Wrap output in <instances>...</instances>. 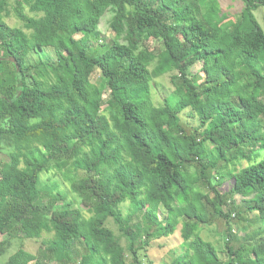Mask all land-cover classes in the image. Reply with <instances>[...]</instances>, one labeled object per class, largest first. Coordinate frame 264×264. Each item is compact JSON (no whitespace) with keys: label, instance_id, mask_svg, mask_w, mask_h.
<instances>
[{"label":"trees","instance_id":"obj_1","mask_svg":"<svg viewBox=\"0 0 264 264\" xmlns=\"http://www.w3.org/2000/svg\"><path fill=\"white\" fill-rule=\"evenodd\" d=\"M242 1L232 21L219 0L12 1L35 31L0 23V150L10 156L0 159V255L16 236L53 238L40 255L22 241L5 264H69L73 251L84 264H151V241L180 221L188 246L170 264H264V28L255 14L264 0ZM10 5L0 0V21ZM41 65L55 71L48 87L35 74ZM164 74L174 94L155 104L151 82ZM188 108L197 127L180 117ZM51 170L89 216L59 201V182L42 179ZM217 216L223 250L201 235Z\"/></svg>","mask_w":264,"mask_h":264},{"label":"rangeland","instance_id":"obj_2","mask_svg":"<svg viewBox=\"0 0 264 264\" xmlns=\"http://www.w3.org/2000/svg\"><path fill=\"white\" fill-rule=\"evenodd\" d=\"M13 0H11V5H10V13L4 17L0 23H4L10 27H20L22 28L26 33L31 34L33 29H29L24 26L23 22L16 17L14 14L13 10ZM220 2V7L223 12L227 14V20L226 21H232L235 18V14L241 9L243 6V1L242 0H219ZM24 12L27 13L29 16H34V12H31L28 7H25ZM257 19L259 23L263 26L264 28V6H261L257 9L255 12ZM110 17V13H108L101 21L100 23V30H101V38L105 41L110 40L114 34L112 33L108 20ZM88 41H90L89 38H87ZM148 44L151 47H160L159 41L158 40H150ZM51 52V55L53 56V52ZM49 52V53H50ZM39 55L37 53H30L27 56V62L28 63H35L38 61ZM153 67V66H152ZM199 67V66H197ZM262 72L264 73V65L260 66ZM36 76L42 80L43 84L48 87L53 81L55 77V71L52 69L51 66H43L41 65L39 69L36 70L35 72ZM151 98L155 104H161L164 100V98H170L173 97L174 94V86L172 85L170 81V74H164L155 77L152 82H151ZM107 93L105 94V96ZM174 100L172 99V102ZM181 119L191 128L197 127L199 125V119L198 116L191 110V109H185L181 112L180 114ZM261 157H264V150L260 151ZM0 159L4 160H9V150L8 149H2L0 150ZM19 160V159H18ZM19 162L21 165L28 163L29 162V157L24 154ZM248 163L246 160H242L241 164H237L236 168H241L246 166ZM231 167V166H230ZM227 171H225L226 173ZM42 179L45 182H53L57 181L59 182V187L58 189L54 190V192H57V190L61 191L64 195L63 199H60L59 201L62 204H66L68 201H73L74 205L79 207L85 215H90L87 212V206L84 204L81 196L74 194L72 190H70V183L67 180H64L60 174H57L56 171H48L46 172L43 176ZM227 179V178H226ZM222 186L220 187L223 192H226L227 190L230 189L231 187V180H224V182L221 184ZM240 197H237L238 200V208L240 210L245 209V205L243 202L240 201ZM123 212L124 215L128 214L130 210H132V206L129 203L123 204ZM229 206L225 207V210H228ZM242 210V211H243ZM233 213H236L234 211ZM162 215L160 214V217ZM243 220H250V217L243 212ZM219 217L213 221L211 225L208 227L202 229L201 235L204 239L212 241L217 248V250H223L226 245V237H225V229L226 225L221 219H218ZM141 220V218H139ZM136 219H134L135 221ZM235 222V221H234ZM232 222V225H234L233 229L236 230L237 233L241 234L244 229L241 227L242 222H239V224H235ZM107 225L116 233L119 234V230L117 227V224L112 218H109L107 221ZM260 224H250L247 230H252L258 227ZM181 221L178 224L177 229L174 231V233L168 235V236H162L159 238H156L151 241V245L148 249L147 252V259L151 261V264H170L172 260L177 256L182 254L188 246V242H183L182 241V235H181ZM241 229V231H240ZM8 238V235H2L0 239L5 241ZM53 238L51 233L44 232L42 236L39 239H31V240H24L22 236H16L12 240L11 246L3 253L0 255V264H5L9 258V256L13 253H15L22 245V241L24 242V248L27 251H30L32 253H36L40 255L44 250L47 248L48 242ZM121 241L125 243V238L122 237ZM241 240L234 241L235 246H238L240 244ZM64 257V255H62ZM87 255L81 257L77 256L76 252H71L70 253V259L68 258L69 264H84L87 260ZM65 259V257H64ZM42 264H58L54 261H47V260H42ZM148 263V261H147ZM31 264H35L34 262Z\"/></svg>","mask_w":264,"mask_h":264}]
</instances>
